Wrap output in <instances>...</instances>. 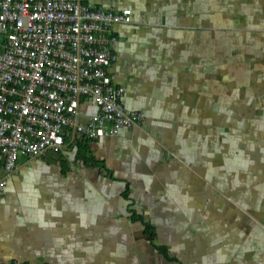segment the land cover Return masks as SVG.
I'll list each match as a JSON object with an SVG mask.
<instances>
[{"label":"crops","instance_id":"0c3cea01","mask_svg":"<svg viewBox=\"0 0 264 264\" xmlns=\"http://www.w3.org/2000/svg\"><path fill=\"white\" fill-rule=\"evenodd\" d=\"M84 2L131 9L107 72L144 119L18 158L0 264H264V0Z\"/></svg>","mask_w":264,"mask_h":264},{"label":"built area","instance_id":"2783aa9c","mask_svg":"<svg viewBox=\"0 0 264 264\" xmlns=\"http://www.w3.org/2000/svg\"><path fill=\"white\" fill-rule=\"evenodd\" d=\"M130 21L129 7L0 0V197L20 156L61 152L69 141L114 136L143 121L123 107V88L107 72L116 59L113 26ZM81 98L98 106L85 123L77 120Z\"/></svg>","mask_w":264,"mask_h":264},{"label":"trees","instance_id":"16d2710c","mask_svg":"<svg viewBox=\"0 0 264 264\" xmlns=\"http://www.w3.org/2000/svg\"><path fill=\"white\" fill-rule=\"evenodd\" d=\"M77 159H82L84 163L91 162L92 164H95V159L90 155L89 149L87 145L82 140H77Z\"/></svg>","mask_w":264,"mask_h":264}]
</instances>
